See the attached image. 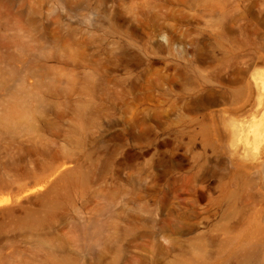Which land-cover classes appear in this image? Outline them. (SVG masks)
Returning <instances> with one entry per match:
<instances>
[{
  "label": "rangeland",
  "instance_id": "374dc122",
  "mask_svg": "<svg viewBox=\"0 0 264 264\" xmlns=\"http://www.w3.org/2000/svg\"><path fill=\"white\" fill-rule=\"evenodd\" d=\"M253 109L264 0H0V264H264Z\"/></svg>",
  "mask_w": 264,
  "mask_h": 264
},
{
  "label": "bare ground",
  "instance_id": "6f19581e",
  "mask_svg": "<svg viewBox=\"0 0 264 264\" xmlns=\"http://www.w3.org/2000/svg\"><path fill=\"white\" fill-rule=\"evenodd\" d=\"M258 113L257 109H253L249 114V121L245 119L246 125H240L238 128L240 131V138L244 137L246 141L253 138V145L255 146L260 139V137L264 138V113L260 117V119H255L256 114ZM245 131V132H244Z\"/></svg>",
  "mask_w": 264,
  "mask_h": 264
},
{
  "label": "water",
  "instance_id": "95a60500",
  "mask_svg": "<svg viewBox=\"0 0 264 264\" xmlns=\"http://www.w3.org/2000/svg\"><path fill=\"white\" fill-rule=\"evenodd\" d=\"M42 194H35V195H32V196H28L24 201H29V200H33V199H36L38 197H40Z\"/></svg>",
  "mask_w": 264,
  "mask_h": 264
}]
</instances>
